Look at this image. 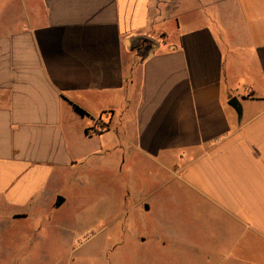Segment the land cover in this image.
I'll use <instances>...</instances> for the list:
<instances>
[{"label":"crops","instance_id":"0c3cea01","mask_svg":"<svg viewBox=\"0 0 264 264\" xmlns=\"http://www.w3.org/2000/svg\"><path fill=\"white\" fill-rule=\"evenodd\" d=\"M99 174L154 264H264V0H0V264L108 259Z\"/></svg>","mask_w":264,"mask_h":264},{"label":"rangeland","instance_id":"374dc122","mask_svg":"<svg viewBox=\"0 0 264 264\" xmlns=\"http://www.w3.org/2000/svg\"><path fill=\"white\" fill-rule=\"evenodd\" d=\"M98 128L101 130H104L106 128V125L101 121V118H99ZM143 175L136 172L134 175H130V176L136 182H138L137 181L138 177L143 176ZM111 178H112L111 182L109 183V184H112L110 185L111 188L107 189L104 187L105 182L102 180L101 175L99 174L96 180V183L91 184L92 188L91 189L89 188L90 190L83 191L81 193L80 198L76 197L77 201H81V202H78L77 205L73 208L63 209L60 214H63L66 216L70 214V212H73V213L80 212V215L85 217L86 214L92 210L93 212L92 216L96 215L98 218V221L105 217L109 218L112 215L120 214L121 209L119 213V207L115 206V203L113 204L111 202L112 200L111 192L113 195V200L115 196H118L120 194V192L116 191L117 185H116L115 178L117 179V176L113 175L111 176ZM123 180L124 182H127V180L129 179H126V176H125ZM129 193L131 195L135 194L133 190H124L123 192H121V195L123 194L125 197ZM147 193L151 195V197L148 199L149 200L148 204L149 205L151 204V208L153 207V204H154L158 210L159 208H161L162 209L161 211L163 213L169 215L171 204L168 198L160 199L158 202H154L153 192L149 191ZM165 193H169V192H162L161 194H165ZM143 209H146V207L142 208V210H136L132 212L130 215V225L128 226L127 231L129 232V234H131V237L125 232L123 234L120 233L123 230H125V228L122 225H120L118 229V232L120 233V235L116 236L119 234V233H115L116 229L118 228L116 225L109 227L108 226L109 222L99 221L96 224V228L93 227L90 230V233H89L90 235L88 234L86 238L80 239L81 243L83 242L88 243L90 236L92 237L93 234L96 233V231L100 230L104 226L106 225L108 226V229L106 230V232H103V234H101V236H99L98 238L105 239V235H106L107 244H102V245H103V248L108 249V251L111 250L112 255H110L108 259L105 255H103V257L97 256L95 261L92 260L93 263L95 262V264H106V263L108 264H154L156 261H158L159 254L154 250L153 245L150 247L147 246V248H141L142 245L139 244L140 239L138 237V233L143 231L145 227H147L145 228L147 230H151V231L153 230L152 221L154 218V209L152 208L150 212H144ZM182 210H183V213H185V209L182 208ZM124 235L126 236V238L122 244L121 243L123 241L122 237ZM165 257H166V260L168 261L169 254H166ZM90 261H91L90 258H88V259L83 260L81 264H90Z\"/></svg>","mask_w":264,"mask_h":264},{"label":"water","instance_id":"95a60500","mask_svg":"<svg viewBox=\"0 0 264 264\" xmlns=\"http://www.w3.org/2000/svg\"><path fill=\"white\" fill-rule=\"evenodd\" d=\"M230 105L236 110L239 118L241 119L242 118V107L241 105L239 104V102L237 101L236 98H233L230 102Z\"/></svg>","mask_w":264,"mask_h":264},{"label":"trees","instance_id":"16d2710c","mask_svg":"<svg viewBox=\"0 0 264 264\" xmlns=\"http://www.w3.org/2000/svg\"><path fill=\"white\" fill-rule=\"evenodd\" d=\"M73 108H74L75 112L77 114H79L80 116H82V117L88 116L87 113L83 109H81L79 106L73 104Z\"/></svg>","mask_w":264,"mask_h":264},{"label":"built area","instance_id":"2783aa9c","mask_svg":"<svg viewBox=\"0 0 264 264\" xmlns=\"http://www.w3.org/2000/svg\"><path fill=\"white\" fill-rule=\"evenodd\" d=\"M106 129V128H105ZM104 129V130H105ZM104 130H101V129H99L98 127H97V131H96V133H100V132H102V131H104Z\"/></svg>","mask_w":264,"mask_h":264}]
</instances>
